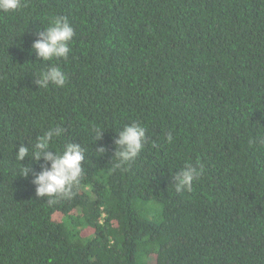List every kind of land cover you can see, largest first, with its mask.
I'll return each mask as SVG.
<instances>
[{
  "label": "trees",
  "instance_id": "trees-1",
  "mask_svg": "<svg viewBox=\"0 0 264 264\" xmlns=\"http://www.w3.org/2000/svg\"><path fill=\"white\" fill-rule=\"evenodd\" d=\"M57 17L71 51L43 61L31 46ZM50 66L67 82L39 89ZM133 122L147 140L116 168ZM57 125L50 149L80 144L83 175L38 198L34 145ZM262 135L264 0H23L0 12V264H264ZM188 163L203 173L177 192Z\"/></svg>",
  "mask_w": 264,
  "mask_h": 264
},
{
  "label": "clouds",
  "instance_id": "clouds-1",
  "mask_svg": "<svg viewBox=\"0 0 264 264\" xmlns=\"http://www.w3.org/2000/svg\"><path fill=\"white\" fill-rule=\"evenodd\" d=\"M23 7V0H0V12H16ZM75 36V31L65 17L55 18L47 29L37 33V39L33 42L31 49L36 56L43 61H51L53 58L67 59L71 51L69 45ZM34 84L38 88H48L49 84L57 87H63L67 82V76L58 66H50L47 70L40 72L35 76ZM96 133V140L102 137L103 130L93 129ZM64 129L59 125L50 128L42 136L37 138L34 145L33 159L37 162L41 160V171L33 173L31 183L35 186V194L38 198L51 197H71L73 187L79 184L83 175L82 163L85 160V149L78 143H68L63 152L50 149V144L56 137H60ZM146 128L138 123H131L118 132V138L114 139L115 146L114 157L115 167L120 168L134 161L147 140ZM167 142L173 140L172 134H167ZM264 147V135L256 137L250 141ZM102 153L104 148H99ZM29 147L20 145L16 158L23 161L29 157ZM30 167H24L21 176L27 178ZM203 173V166H194L188 163L180 169L173 177L175 190L177 192H191L193 183Z\"/></svg>",
  "mask_w": 264,
  "mask_h": 264
}]
</instances>
